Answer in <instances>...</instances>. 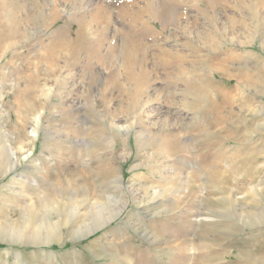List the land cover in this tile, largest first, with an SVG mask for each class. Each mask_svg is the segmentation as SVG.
Segmentation results:
<instances>
[{"label": "rangeland", "instance_id": "374dc122", "mask_svg": "<svg viewBox=\"0 0 264 264\" xmlns=\"http://www.w3.org/2000/svg\"><path fill=\"white\" fill-rule=\"evenodd\" d=\"M206 1L57 0L0 50V264H264V0Z\"/></svg>", "mask_w": 264, "mask_h": 264}, {"label": "bare ground", "instance_id": "6f19581e", "mask_svg": "<svg viewBox=\"0 0 264 264\" xmlns=\"http://www.w3.org/2000/svg\"><path fill=\"white\" fill-rule=\"evenodd\" d=\"M3 1V0H2ZM2 1H0V3L2 2ZM13 1V0H12ZM24 1V0H23ZM53 1H57V0H52V1H48V0H32V1H30L31 3L29 4V8L27 7V5L28 4H26V3H20V2H16V1H13L12 3H10V4H8L7 6H6V8L4 9V7H1V5H0V8H2V9H4L3 11L0 9V14L2 15V19H0V50L2 49H4V50H7V49H9V48H11V47H13L14 45H15V43L17 42V39L19 40V39H21V38H23V36H25L27 33H29L28 31H27V29H26V27H25V24H27L28 26L29 25H39V24H41V22H43V19L45 18V16L47 17V15H49V14H51L50 16L51 17H53V15H52V13L54 14V16L56 15H58L57 14V10L54 12V10H53V8H49V5H50V3L51 2H53ZM262 1V0H261ZM10 2V1H9ZM26 2H28V1H26ZM207 3H206V5L205 6H207V7H210L211 6V4L212 3H210L209 2V0L208 1H206ZM209 2V3H208ZM4 3H5V0H4ZM4 3H2V4H4ZM197 3V2H196ZM6 5V4H5ZM31 5V6H30ZM132 5V4H131ZM2 6H4V5H2ZM51 6H53V5H51ZM56 6V5H55ZM196 6V5H195ZM213 6H215L214 4H213ZM104 7V6H103ZM106 8V7H105ZM211 8H212V6H211ZM50 10V11H47V10ZM56 9V8H55ZM149 9V8H148ZM108 10V9H107ZM150 10V9H149ZM98 11V10H97ZM96 11V12H97ZM51 12V13H50ZM251 12H253V15L255 16V18H258V12L257 11H255V10H251ZM96 14H100V15H102L103 17H105L106 15H107V12H106V10L105 9H100V11L99 12H97ZM105 15V16H104ZM106 18V17H105ZM215 18V17H214ZM49 19H50V17H49ZM57 19V18H56ZM47 20H48V18H47ZM51 20H52V18H51ZM54 20V19H53ZM52 20V21H53ZM141 20V19H140ZM49 21V20H48ZM51 21V22H52ZM215 21V20H214ZM28 22V23H27ZM50 22V21H49ZM54 23V22H53ZM47 24V23H46ZM49 25V24H48ZM106 24H104V26H105ZM235 25V24H234ZM43 26V25H42ZM68 26V25H67ZM51 27V26H50ZM64 27V26H63ZM145 27H147V26H145ZM231 28H233V19H231ZM146 30V29H145ZM31 32V31H30ZM33 32V31H32ZM138 32H140V35L142 34V36H143V31L142 30H140L139 29V31ZM34 33V32H33ZM33 36V35H32ZM28 37V36H27ZM72 39H73V37H72ZM71 39V40H72ZM9 40H11L10 42H8V43H5V42H7V41H9ZM58 43V42H57ZM138 42H134L133 43V45H132V47L131 48H133V49H135V48H139V50H142V43H139V45L137 44ZM214 43V46H216V47H214V48H211V52H212V55L213 56H215L216 57V54H215V50H217L216 48L219 46V44L220 43H218V42H213ZM52 45V44H51ZM50 45V46H51ZM49 46V47H50ZM57 47V46H56ZM61 47V46H60ZM52 48V47H51ZM57 50V49H56ZM63 50V49H62ZM73 50V49H72ZM57 52H60V50L59 51H57ZM50 53V52H49ZM52 53V52H51ZM63 53V52H62ZM62 53H58V54H62ZM57 53H55V55H54V53L52 54V56L51 57H49L50 59H52L51 61H52V67H53V72L54 71H57V69H58V67H60V62H61V60H60V58L62 59V56L60 57L59 55H58ZM46 55V54H45ZM44 55V56H45ZM37 56V55H36ZM35 56V57H36ZM42 56V55H41ZM136 56V55H135ZM43 57V56H42ZM60 57V58H59ZM67 57V56H66ZM65 58V57H64ZM130 59V58H129ZM137 60V58L135 59V61ZM40 61V60H39ZM133 62V61H132ZM183 62H187V61H185V58H183V57H181V56H178V57H175V56H172L170 59H169V61L165 64V67L166 68H170L172 65L174 66L175 65V63H177L178 64V68H179V70H181L182 68H181V64L183 63ZM70 63H73L72 61L70 62ZM128 63H130V62H128ZM49 65V64H48ZM48 65H47V67H48ZM128 65V64H127ZM46 67V68H47ZM124 67H125V65H124ZM136 68H138V69H140V70H142L143 68H144V63L141 61V59L139 58L138 59V61H136L134 64H132V65H128V66H126V69H125V71L124 72H126V74H127V76H128V79H130V80H134V81H136V86L132 89V90H130V89H128V90H130V92H132V94H133V96H131V98L133 99V103L135 102V106H136V102L138 101V97H139V95L140 94H143V92L146 90V84H145V82H143L142 83V81H141V79H143V78H145L146 76H145V74H144V71H141L139 74H137L136 73V71H135V69ZM50 70H51V68H50ZM176 70H178V69H176ZM171 71V70H170ZM170 71H168L169 73L168 74H166V75H168V77L172 74L173 75V73H170ZM109 73V72H108ZM182 73H184V71H181V75H182ZM175 74V73H174ZM109 75V74H108ZM111 76V75H110ZM145 76V77H144ZM177 76V75H176ZM100 77V76H99ZM113 77V76H112ZM182 77V76H181ZM180 77V78H181ZM187 78V77H186ZM113 79V78H112ZM168 79V78H167ZM166 79V80H167ZM179 80V79H178ZM207 80H208V78H207ZM197 81H199V80H197ZM200 82V81H199ZM203 82V81H202ZM201 82V83H202ZM133 83V82H132ZM133 84V85H134ZM177 86V85H176ZM124 89V88H123ZM192 90H193V92H195V93H198L197 94V97H201L200 96V94H201V89H200V87L199 86H197V85H195L193 88H192ZM128 93V92H127ZM125 95V94H124ZM198 100V99H197ZM128 110H133V111H138L139 110V108H128ZM213 123V122H212ZM216 123V122H215ZM214 125V124H213ZM216 125V124H215ZM124 129H122V128H120V127H118L117 128V134H118V136H123L124 135ZM37 135H39L38 134V131L36 130V134H35V136H37ZM86 139V138H85ZM85 141V140H84ZM168 139H165L164 140V146H167V144H168ZM111 144H112V146L113 147H115V142H114V140L113 139H111ZM73 147V146H72ZM70 148V147H69ZM69 148H68V150H69ZM70 153V152H69ZM71 157H72V154H71ZM68 160V159H67ZM48 188H49V192H51V194H54L53 195V197L52 196H50V194H49V196H48V198H46L47 199V201H45V202H49V203H51V202H53L54 201V198L55 197H57V194H58V192H60V188L61 187H58L54 182H48ZM46 197V196H45ZM56 200H57V198H55ZM260 201V200H259ZM55 202V201H54ZM48 203V204H49ZM57 204V203H56ZM55 205V204H54ZM52 206V209H56V207L55 206ZM64 205V204H63ZM70 206V205H69ZM80 203H76L75 204V206H74V204L71 206V208L69 209V210H67V211H65V213L67 214L66 215V223L70 220V219H72L73 218V216H75L76 217V220H77V222H78V228H77V231L78 232H85V233H87V232H91V229H95V228H98V227H100L102 224H101V222H103L102 220H104V219H106V221H107V219H110V218H112L113 217V215L111 216V217H109V218H104L103 216H105L103 213H99L98 214V212H100V210L99 211H97V213L96 214H93V213H80L79 212V210H80ZM63 207V206H62ZM122 207H123V205H122ZM124 207H125V205H124ZM68 208V207H67ZM120 208V207H119ZM30 210H32V209H30ZM59 210V209H58ZM58 210L56 209V213H58ZM120 210V209H119ZM119 210H117V212L119 211ZM61 211V210H60ZM81 211V210H80ZM122 211V210H121ZM54 212V211H53ZM106 212V211H105ZM60 213V212H59ZM120 213V212H119ZM243 214V213H242ZM248 214V213H247ZM239 215V214H238ZM61 216V215H60ZM117 216V215H116ZM65 218V217H64ZM59 219H60V217H59ZM27 221L28 220H26V223H27ZM45 222V221H44ZM76 222V223H77ZM32 223V222H31ZM46 223L47 222H45L44 224H45V226H46ZM28 225H29V223H28ZM47 225H49V223H47ZM44 226V227H45ZM22 227V226H21ZM24 227V226H23ZM37 227V226H36ZM40 228H38V229H35V230H32V231H28V230H26V229H23V228H20V229H17V227H15V226H13L12 228H9V229H6V230H4L3 231V233H4V235H9L10 237H13L14 239L15 238H22V237H27L28 238V240L30 239H34V240H36L37 238L40 240V238L42 239V240H44V238H48V237H50V236H53V232L54 231H49V229L46 231L45 230V232L43 231L42 232V227L41 226H39ZM28 228V227H27ZM5 229V228H4ZM81 235V234H80ZM56 236V235H55ZM49 241V240H48ZM33 242V241H32ZM40 242V241H39ZM47 242V241H46ZM17 243V242H16ZM34 244L33 245H39V244H41L42 242H40V243H37V242H33ZM29 244V243H28Z\"/></svg>", "mask_w": 264, "mask_h": 264}]
</instances>
